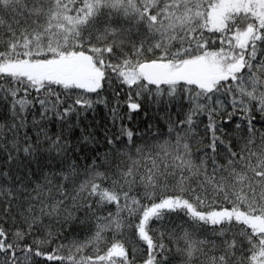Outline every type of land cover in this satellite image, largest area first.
<instances>
[{"label": "snow or ice", "instance_id": "6c2138e0", "mask_svg": "<svg viewBox=\"0 0 264 264\" xmlns=\"http://www.w3.org/2000/svg\"><path fill=\"white\" fill-rule=\"evenodd\" d=\"M0 264H264V0H0Z\"/></svg>", "mask_w": 264, "mask_h": 264}]
</instances>
